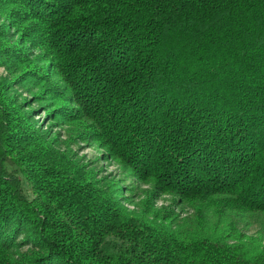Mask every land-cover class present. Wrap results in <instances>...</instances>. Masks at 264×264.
I'll return each instance as SVG.
<instances>
[{
  "label": "trees",
  "instance_id": "obj_1",
  "mask_svg": "<svg viewBox=\"0 0 264 264\" xmlns=\"http://www.w3.org/2000/svg\"><path fill=\"white\" fill-rule=\"evenodd\" d=\"M0 65V264H264V0H0Z\"/></svg>",
  "mask_w": 264,
  "mask_h": 264
},
{
  "label": "rangeland",
  "instance_id": "obj_2",
  "mask_svg": "<svg viewBox=\"0 0 264 264\" xmlns=\"http://www.w3.org/2000/svg\"><path fill=\"white\" fill-rule=\"evenodd\" d=\"M6 75V70L3 66L0 65V76ZM17 98L19 97H26L28 93L21 88H16ZM32 107L37 109L39 114L35 116V119L41 120L46 119L45 114L42 111V108L38 107L37 104L34 102L32 103ZM56 130L60 131V135L64 138L63 129H59L58 127ZM71 149L75 155L80 159L81 162L86 164V167L89 169H93L94 173L98 175V177H105V178H114L118 181V183L123 187V191H125V195H128L129 201L127 206L130 209L135 208V203L139 201L141 197H143V190L147 189V186L137 183L131 177L126 175V173L122 170V168L118 165V163L114 160H104L101 158L99 154V149L95 146H92L85 142H73L71 144ZM23 192L28 197H33L29 190V186L24 183L23 184ZM168 196H161L160 199L156 201V205H164L166 203V199ZM111 247L113 243H109ZM117 245V244H116Z\"/></svg>",
  "mask_w": 264,
  "mask_h": 264
}]
</instances>
